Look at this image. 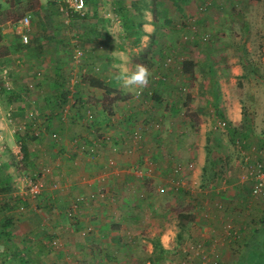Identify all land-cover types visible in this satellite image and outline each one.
<instances>
[{
	"label": "crops",
	"instance_id": "obj_1",
	"mask_svg": "<svg viewBox=\"0 0 264 264\" xmlns=\"http://www.w3.org/2000/svg\"><path fill=\"white\" fill-rule=\"evenodd\" d=\"M20 1L23 0H0V14ZM36 1L37 9L27 14L31 22L57 21V26L62 27V22L66 21L68 25L72 24L70 28L77 25L72 32L50 30L46 34L36 31L28 34V41L35 43V49L31 48L30 53L39 56L34 60L36 65L46 69L55 65L58 70L70 71L67 75H71L68 78L71 94L66 92L60 96L55 92V87L65 86L63 77L66 73L61 74L60 80L52 76L47 79L46 85L29 98L32 101L37 97L36 107L42 111L39 117L25 120L32 124L30 127L36 136L32 146H28V162L0 164V199L11 210L6 212V219L10 220L8 240L0 239V264H74L77 260L90 264L95 259L90 255L93 245L116 247L140 241L151 246L148 238L133 237L139 230L136 227L142 218L160 213L156 198H168V151H184V147L173 142L167 124L160 128L150 124L153 120H164L158 114L160 106L166 104V100L168 102L166 57L169 56L172 31L165 21L164 28L155 31L157 25L152 19L155 8H160V3L168 7V2L157 0L149 7L148 4L142 6L141 0H90L86 4L85 17L84 11L81 24H77L76 19L72 21L69 15L65 17L58 12L64 0ZM48 2L53 3L51 15L47 13ZM142 7L145 10H141ZM38 13L42 14L39 18ZM173 14L179 17L182 13L168 10V19ZM6 19L3 22L7 23ZM179 39V44H184L182 37ZM5 46L12 48L9 43ZM76 50H82L84 54L79 63L73 60ZM139 53L144 56L142 62H138ZM163 54L158 63L156 58ZM156 55L158 57L154 58ZM122 60H127L129 72L137 64L151 69L147 87L142 90L124 88L114 78L118 71L115 66ZM81 73L85 75L82 78ZM90 77L114 93L106 96L101 89L90 86L87 81ZM164 77L165 83L161 82ZM148 94L153 96L149 101ZM24 98L16 97V101L11 102L16 110L9 111L11 104L8 111L0 112V122L6 117L12 119L16 114L21 115L25 110L22 104L27 102ZM191 151L197 157V167L202 166L203 149L197 147ZM17 152L14 143L10 153L15 155ZM11 175H15V179L18 177L22 184L36 176L42 180L44 191L35 199L22 198L19 196L22 188L9 189ZM52 184L55 187L52 188ZM231 184L227 187L231 189L227 191L218 218L225 216L232 220L234 211L244 206L239 201L245 196L244 185L236 183L239 185L236 188L235 183ZM233 187L235 192L230 196ZM224 196L221 194L219 198ZM17 197L22 203L15 202ZM247 197L250 198L249 188ZM71 200L80 203L69 219L64 212ZM34 206L37 207L36 216L40 218L38 225L33 223L34 214L30 212ZM244 207L248 208L250 230L264 224V204L259 199L250 198ZM257 210L261 213L255 221L253 214ZM241 216L245 221L246 216L239 214V219ZM160 236L164 246L166 236ZM105 263L101 258L93 262Z\"/></svg>",
	"mask_w": 264,
	"mask_h": 264
},
{
	"label": "rangeland",
	"instance_id": "obj_2",
	"mask_svg": "<svg viewBox=\"0 0 264 264\" xmlns=\"http://www.w3.org/2000/svg\"><path fill=\"white\" fill-rule=\"evenodd\" d=\"M156 1L141 0V5L153 7ZM161 1H167L168 7L160 3L162 6L155 8L152 19L157 25L155 31L164 28V21L168 22L166 25L172 31V43L168 45L167 55L171 58L168 62V102L166 100V104L160 106L158 114L164 120L157 117L160 120H153L150 124L154 128L167 124L173 142L184 147V151H168V198H156L160 213L142 218L136 227L139 230L133 237L148 238L151 246L140 241L116 247L93 245L90 255L95 256L94 260L105 259V264H213L215 256L219 260L214 264H246L241 256L251 232L249 215L246 214L248 208L244 207L250 200L249 197L245 198L250 182H240V177L247 172L252 175L264 172V0ZM52 4L48 2L47 13L50 15ZM37 5L36 0H23L0 14V112L8 111V106L16 101V97L27 100L22 104L25 110L21 115L1 119L0 164L6 161L28 162V146H32L36 136L31 130L32 124L25 120L39 117L42 111L36 107L37 97L32 101L29 98L36 95V91L46 85V80L51 76L60 80L58 71L61 70L55 65L46 69L35 64L34 60L39 56L30 53L31 48L35 49V43L28 41L21 44L14 33L16 23L29 12L33 13ZM61 5L64 6L63 2ZM168 10L171 13L181 11L182 14L179 17L173 14L168 19ZM85 14L86 11L83 17ZM41 15L38 13L37 18ZM69 17L72 21L76 19L77 24H81L83 18L71 12ZM5 18L7 23L3 22ZM68 24L62 22V27H59L57 21L36 24L30 20L24 32L28 36L33 31L44 34L50 30L74 31L76 23L73 28H70L72 24ZM190 24L194 26L193 29ZM181 37L184 44H179ZM7 43L11 49H7ZM162 57L164 54L156 58L158 63H161ZM180 57H184L183 61ZM137 59L142 62L144 56L139 53ZM182 63L191 64L189 73L182 71ZM65 73V86H53L60 96L66 92L71 94L68 83L71 75H67L70 71L62 70L60 75ZM82 76H85L84 73H81ZM165 80L164 77L161 82L165 83ZM151 98L153 96L148 94V101ZM157 98L162 100L161 97ZM12 105L9 111L16 110L15 104ZM7 116L11 117V114ZM228 118H232V121H228ZM14 143L18 147L15 155L10 153ZM22 143L27 150L26 158L20 152ZM197 147L203 149L204 155L201 157L202 166L198 167L197 157L191 151ZM189 164L191 167L188 169ZM176 168L178 172H174ZM10 178V190L22 187L18 177L15 179V175H11ZM220 178L226 179V189L215 191ZM176 182L178 185L184 183V187L175 190ZM231 183L244 185L245 196L239 199L244 206L234 211L232 220L225 216L218 218ZM200 188L204 193L197 191ZM233 191L234 187L230 196ZM221 194L225 196L219 198ZM17 198L15 202L22 203ZM259 201L264 204V199ZM229 202H233L232 199ZM9 211L0 199V225ZM35 211L36 206L30 212L34 214L33 223L38 225L40 218ZM260 213L257 210L253 214L255 221ZM204 214L207 216L203 217ZM239 214L246 216L245 221L243 216L239 219ZM154 229L155 232L152 231ZM233 232H237V235ZM160 235L166 236L164 246L160 243ZM87 263L77 260L74 264Z\"/></svg>",
	"mask_w": 264,
	"mask_h": 264
},
{
	"label": "built area",
	"instance_id": "obj_3",
	"mask_svg": "<svg viewBox=\"0 0 264 264\" xmlns=\"http://www.w3.org/2000/svg\"><path fill=\"white\" fill-rule=\"evenodd\" d=\"M63 5H60L58 7V12L62 14L65 17H68L69 13H76L80 16L83 15V11L86 8L85 0H64ZM67 19V18H66ZM30 22V16L24 15L17 23L16 28L14 30V33L19 37V41L21 44H27L28 43V36L25 34L24 30H26L29 26ZM65 23H67L65 21ZM191 23V22H190ZM190 28L193 29L194 26L190 24ZM84 54L82 50H76L73 60L76 61V63H79L82 61ZM171 61V58L166 59V64ZM221 125H224V122L221 123ZM191 165L189 164L187 168L189 169ZM179 169L176 168L174 172H178ZM218 185L215 191L224 190L226 189L227 181L225 178H220L217 180ZM243 181H249L250 182V188H249V196L251 199H264V172H260L258 174L252 175L251 172H247L246 174H243L240 177V182ZM181 185H178V182L175 183V190L179 189L180 186L184 187V183H180ZM51 187H55V184H52ZM21 190V195H19L22 198H28V199H35L41 195V193L44 191V185L41 179L34 178V179H26L25 182H23ZM197 191H201L204 193L203 189H198ZM206 191V190H205ZM78 200H71L69 202V205L67 207V210L64 212V215L68 217L69 219H72L74 212L77 210V207L79 205ZM219 208V206H217ZM207 215L204 214L203 217H206ZM207 219V218H206ZM237 232H233V234ZM218 257H214L212 259L213 264L217 263Z\"/></svg>",
	"mask_w": 264,
	"mask_h": 264
},
{
	"label": "trees",
	"instance_id": "obj_4",
	"mask_svg": "<svg viewBox=\"0 0 264 264\" xmlns=\"http://www.w3.org/2000/svg\"><path fill=\"white\" fill-rule=\"evenodd\" d=\"M86 3V1H85ZM75 14V13H74ZM74 17H76L74 15ZM182 71L184 73H189V68H191V64L182 63ZM58 76L61 78L60 72H58ZM88 84L92 87H96L101 89L104 95H108L114 93L109 88H106L102 85L100 81L94 78L87 79ZM105 97V96H104ZM20 152L22 153V157L26 158L27 150L24 146V143L20 146ZM10 226L9 219L3 220L0 225V239L8 240L9 233L7 232V227ZM248 245L246 246V250L244 254L241 256L242 260L244 259L246 264H264V224H262L259 228L253 229L250 232L248 238Z\"/></svg>",
	"mask_w": 264,
	"mask_h": 264
},
{
	"label": "clouds",
	"instance_id": "obj_5",
	"mask_svg": "<svg viewBox=\"0 0 264 264\" xmlns=\"http://www.w3.org/2000/svg\"><path fill=\"white\" fill-rule=\"evenodd\" d=\"M118 71L115 73V79L121 82L124 88H136L142 90L149 84L151 72L144 64H137L135 69L129 72L127 67V60H122L119 65L115 66ZM139 91L137 95H139Z\"/></svg>",
	"mask_w": 264,
	"mask_h": 264
}]
</instances>
